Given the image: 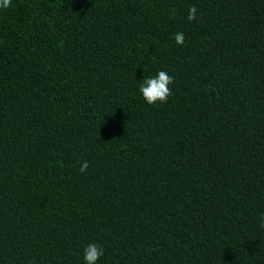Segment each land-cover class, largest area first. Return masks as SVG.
<instances>
[{
	"label": "trees",
	"instance_id": "1",
	"mask_svg": "<svg viewBox=\"0 0 264 264\" xmlns=\"http://www.w3.org/2000/svg\"><path fill=\"white\" fill-rule=\"evenodd\" d=\"M261 216L264 0L0 8V264H264Z\"/></svg>",
	"mask_w": 264,
	"mask_h": 264
},
{
	"label": "clouds",
	"instance_id": "2",
	"mask_svg": "<svg viewBox=\"0 0 264 264\" xmlns=\"http://www.w3.org/2000/svg\"><path fill=\"white\" fill-rule=\"evenodd\" d=\"M12 0H0V8H7L11 5ZM187 19L189 22L198 20V9L192 6L188 10ZM174 39L177 45L185 43V35L183 32L174 34ZM174 84V77L166 71H159L155 76H148L142 79L139 85V90L142 93L144 100L148 104L166 103L172 95L170 85ZM89 162H81L79 171L85 173L89 168ZM260 227L264 229V216L260 217ZM104 255L103 248L98 244H89L84 248L85 264H98V261Z\"/></svg>",
	"mask_w": 264,
	"mask_h": 264
}]
</instances>
